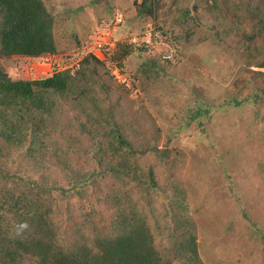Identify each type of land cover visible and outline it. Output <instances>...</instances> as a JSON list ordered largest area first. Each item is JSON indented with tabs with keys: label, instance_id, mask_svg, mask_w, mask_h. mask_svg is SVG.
Returning a JSON list of instances; mask_svg holds the SVG:
<instances>
[{
	"label": "trees",
	"instance_id": "16d2710c",
	"mask_svg": "<svg viewBox=\"0 0 264 264\" xmlns=\"http://www.w3.org/2000/svg\"><path fill=\"white\" fill-rule=\"evenodd\" d=\"M74 2L60 25L46 0H0V264L239 263L248 247L221 257L199 223L215 228L207 195L232 192L237 170L247 195L218 201L219 230L264 239V209L239 215L252 196L264 206V0H123L122 42L103 57L82 52L120 4ZM148 24L173 53L128 41ZM204 48L232 67L218 97L183 71ZM70 51L78 62L43 78L5 68Z\"/></svg>",
	"mask_w": 264,
	"mask_h": 264
},
{
	"label": "rangeland",
	"instance_id": "374dc122",
	"mask_svg": "<svg viewBox=\"0 0 264 264\" xmlns=\"http://www.w3.org/2000/svg\"><path fill=\"white\" fill-rule=\"evenodd\" d=\"M49 5L52 8V12L54 14L60 15L59 19V24L61 25L63 18H64V14L65 12H69L70 8L72 9L73 4H76L74 1H76L78 4L82 5L84 0H46ZM73 1V4H72ZM118 1V5L120 4L121 8L117 9L119 11H121L123 13V16L125 17V15L129 14L130 11L127 10L125 11V7L127 5V3H124L123 0H117ZM95 10L90 9H85V12L87 14V16L89 17L90 20H92V23L94 24V21H96L97 18V14H95L94 12ZM104 24H108L109 27L106 29L102 28ZM65 32L67 33V31L69 29H64ZM105 30V34L104 31ZM147 31H151V33L153 34V26L152 24H148L147 25ZM92 34L90 35L91 39H92V43L87 46L86 48H84L83 50V54L89 51H93L97 56L99 57H103L101 52H100V46L104 45V46H109L110 49L115 50L117 49V45L119 43L122 42V39L119 38V36H117L118 33H122V28H118L117 26H115L113 24V22L109 21H102V24L99 26H94L91 30ZM103 35H102V34ZM67 36V35H66ZM98 37L99 38V42H100V46H95V38ZM69 37L67 36V39ZM156 39V40H154ZM162 39L161 35H159L158 33L153 34L152 37V46L154 49L159 50V51H163L164 49H168L170 50L169 53H173L171 48V43L169 40H166L167 42H163L164 46L160 44V40ZM173 45V44H172ZM166 46V47H165ZM79 53V51H70L67 52L65 54H63V58L60 56H56L57 59L52 60V61H45V60H37L36 62H33V59H22V60H15L12 62L13 65H8L9 63H7V65L5 66L7 73L15 79H18L20 77H24L26 79H37V78H43L46 77L47 74H42L41 76H38L36 78V73L34 72V65H38L39 63L43 62L44 64L47 63H51L52 67H56L58 69L63 68L64 66H68V67H73L79 60V57L77 59L74 58V56ZM82 54V55H83ZM81 55V56H82ZM174 55V54H173ZM1 62V61H0ZM183 67L184 68V72L185 70H189L190 72H188L186 75L188 77H190L189 79H192L193 82L195 84L198 83H202L201 81H203V79H207L206 81L212 79V84L211 86L213 87L212 93H213V97H218L217 95H219V92L222 88H227V86L229 85L231 79H232V67L230 65V62L227 59H224L221 57V55L218 52H213L207 48L204 49H200L198 51H195L194 53H192L188 59H183L181 60ZM204 62L208 63V65L204 66ZM4 65L6 62H4ZM62 63H63V67H62ZM192 66H189L191 65ZM193 65L196 67V69L191 72V68H194ZM182 66V65H181ZM211 66V67H210ZM203 67V68H202ZM215 69L216 72L220 73V76L218 78H216L215 74ZM114 72L116 73L115 75L118 76V78L120 80L125 81L126 79L115 69ZM51 73V72H50ZM49 73V74H50ZM232 73V74H231ZM48 74V75H49ZM216 82H222L223 85L222 87H220L219 85H216ZM248 111L250 110L251 112V105L248 104ZM237 111H235L236 113ZM234 113V114H235ZM218 119H215V122H217ZM185 138V137H183ZM191 143L193 144V142L188 138L187 143ZM198 153H201L200 149H196V154L195 156H197ZM232 181L234 182L233 184V194H236V198L242 195H247V191L243 190L248 188V182L245 181V179L247 177H242L244 174H240L237 170L236 172L232 171ZM241 177V178H240ZM249 180V179H248ZM250 182V180H249ZM246 186H243V185ZM243 188H242V187ZM252 187V185H249ZM242 190V191H241ZM232 193L230 191V189H228V187L223 188L222 190H220L218 193H213V194H209L207 195L209 197L208 202L206 201V203L208 204V206H206V208L209 209V211L211 212V214H215V221H216V225L214 229L210 228L209 226H207L206 221L205 220H201L199 223V228L203 231H206V233H204V237L207 239L205 241V244L210 245V242L214 241V244H216L217 242H219V244H222L221 248H220V255L222 257V252H224L226 255H233L236 254V248H231V246H246L248 247V249L243 250V255L244 257L241 259V261L237 264H264V239H248L246 240L244 237L246 236V233L243 234V236L241 237L240 242H231V240L233 239V237H239L237 234L234 233L235 228L231 227L230 229H228L229 227L227 226V229L223 227L222 230H219L221 228V224H220V214L221 217L224 216L225 211L222 210V206L220 205V201L224 196H228V193ZM212 197L214 200H212ZM216 199H215V198ZM257 197L252 196L250 202H248V204H245L246 207L242 206V212L240 211L239 215L242 216L243 214H245L248 218H251L252 216V220H255V217H253L252 215V207L258 209L259 211H261V209H264V206L260 203L257 202L258 199L256 200ZM217 201V202H216ZM219 201V202H218ZM253 202V203H252ZM205 203V202H204ZM252 203V204H251ZM260 203V204H259ZM217 208L221 211H218ZM263 218L261 219L262 222L264 223V210L261 211ZM241 217H239V219H237L236 221V226L237 228L239 227V230L241 231H246L247 232V227L248 224L247 222H244L240 219ZM213 220V218H212ZM257 222V221H256ZM264 229V228H263ZM249 231H251V227L249 226ZM220 238H223V240H220ZM215 246V245H214ZM219 250V249H216ZM206 258H208V260H206V264H217V259L215 258H211L212 256L210 255L209 252L205 253ZM210 258V259H209ZM224 262V261H223ZM225 263V262H224ZM234 264V262L232 263Z\"/></svg>",
	"mask_w": 264,
	"mask_h": 264
},
{
	"label": "built area",
	"instance_id": "2783aa9c",
	"mask_svg": "<svg viewBox=\"0 0 264 264\" xmlns=\"http://www.w3.org/2000/svg\"><path fill=\"white\" fill-rule=\"evenodd\" d=\"M123 21H124L123 13L119 10H116L114 15H113V24L115 26H119L123 23ZM105 27L107 29L109 27V25L104 24L102 28H105ZM103 32L105 34V30ZM99 41H100L99 38L96 37L95 38V46H98V47L100 46ZM128 41L131 43L137 44V45H140V44L149 45L152 41V33H151V31H147L142 35H133V36H131V38ZM165 57L169 58V57H171V54H168ZM62 67H63V63H62ZM115 71H116V69H115ZM114 74H116V73L114 72Z\"/></svg>",
	"mask_w": 264,
	"mask_h": 264
},
{
	"label": "crops",
	"instance_id": "0c3cea01",
	"mask_svg": "<svg viewBox=\"0 0 264 264\" xmlns=\"http://www.w3.org/2000/svg\"><path fill=\"white\" fill-rule=\"evenodd\" d=\"M56 59H57L56 56H51V57H47L43 60L48 62V61H52V60L56 61ZM36 61L37 60H33V62H36ZM33 68H34L33 73H36V75H35L36 78L38 76H41L42 74H47L46 76H48V74L52 71V64L51 63L44 64L43 62H41L38 65H34Z\"/></svg>",
	"mask_w": 264,
	"mask_h": 264
}]
</instances>
